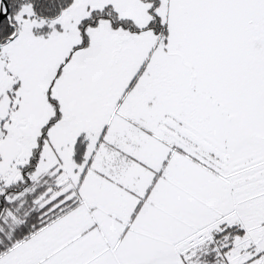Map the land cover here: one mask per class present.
<instances>
[{
    "label": "snow or ice",
    "instance_id": "snow-or-ice-1",
    "mask_svg": "<svg viewBox=\"0 0 264 264\" xmlns=\"http://www.w3.org/2000/svg\"><path fill=\"white\" fill-rule=\"evenodd\" d=\"M0 264H264V0H0Z\"/></svg>",
    "mask_w": 264,
    "mask_h": 264
}]
</instances>
